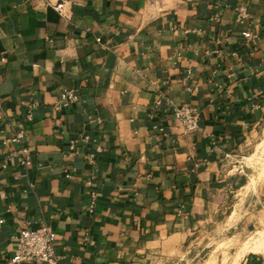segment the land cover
Returning <instances> with one entry per match:
<instances>
[{
  "label": "crops",
  "instance_id": "1",
  "mask_svg": "<svg viewBox=\"0 0 264 264\" xmlns=\"http://www.w3.org/2000/svg\"><path fill=\"white\" fill-rule=\"evenodd\" d=\"M0 99V264L28 225L51 227L61 264H176L264 228V178L246 212L234 201L264 121V0H0ZM184 105L194 132L173 115ZM19 124L26 167L2 145Z\"/></svg>",
  "mask_w": 264,
  "mask_h": 264
},
{
  "label": "built area",
  "instance_id": "2",
  "mask_svg": "<svg viewBox=\"0 0 264 264\" xmlns=\"http://www.w3.org/2000/svg\"><path fill=\"white\" fill-rule=\"evenodd\" d=\"M55 9L62 12L63 4H57ZM236 23L240 24L250 18L248 6L241 4L235 9ZM250 34H245L246 39H251ZM78 99L74 90L65 91L61 94L59 101L55 104V108L60 110L67 107ZM38 102H31L27 105L25 120L27 123L33 121V113L38 108ZM4 115L3 101L0 99V116ZM173 115L182 128L187 132H194L199 128L200 115L198 110L191 105L174 107ZM26 132L23 124H19L18 130L11 138H3L2 145L8 147L15 145L17 150L10 153V156H20V166L26 167L31 161L29 148L25 144ZM77 153V143L72 141L69 144L68 156L73 157ZM6 168V164L3 165ZM97 204V196L92 194L89 203V213L93 214ZM3 221H0L2 223ZM16 248L9 264H61V257L55 251V234L51 227L43 223L38 228H32L28 225L26 228L20 229L15 237Z\"/></svg>",
  "mask_w": 264,
  "mask_h": 264
},
{
  "label": "rangeland",
  "instance_id": "3",
  "mask_svg": "<svg viewBox=\"0 0 264 264\" xmlns=\"http://www.w3.org/2000/svg\"><path fill=\"white\" fill-rule=\"evenodd\" d=\"M248 148L246 154L247 158L242 160V163L238 164V166H243L240 170H244V172L240 175L242 179L236 186L237 192H235V195H237V198L234 201L240 204L235 208L237 212L239 209L245 212L248 210L247 201L251 199V192L257 188L258 184L261 183L264 178V121L260 129L257 130ZM243 185L245 188L241 189L240 187ZM234 235L235 237L233 238ZM222 237L228 238L218 242V244H214V246L206 247L204 250L203 248L200 249V251L196 249L191 255L186 256L181 261H177L176 264H204L205 261L214 264L217 259L216 257H219L220 261L222 260L225 263L227 261L236 260V258L249 252H256L264 256V228L244 232L239 226L236 230L225 232V236ZM259 248H261L260 251H258ZM216 249L220 254L217 256L215 252L213 256H210L212 251Z\"/></svg>",
  "mask_w": 264,
  "mask_h": 264
},
{
  "label": "bare ground",
  "instance_id": "4",
  "mask_svg": "<svg viewBox=\"0 0 264 264\" xmlns=\"http://www.w3.org/2000/svg\"><path fill=\"white\" fill-rule=\"evenodd\" d=\"M257 249H258V248H257ZM260 249H261V248H259V250H258V251H260Z\"/></svg>",
  "mask_w": 264,
  "mask_h": 264
}]
</instances>
